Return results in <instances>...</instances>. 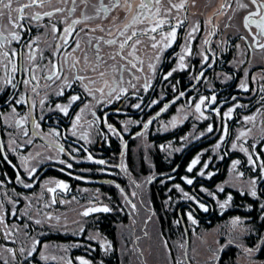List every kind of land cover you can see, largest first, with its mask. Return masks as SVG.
<instances>
[{"label":"trees","instance_id":"16d2710c","mask_svg":"<svg viewBox=\"0 0 264 264\" xmlns=\"http://www.w3.org/2000/svg\"><path fill=\"white\" fill-rule=\"evenodd\" d=\"M179 82L173 79L178 90ZM195 89L185 101L176 100L172 90L171 116L178 106L185 112L181 117L186 114L175 128L138 129L143 135L137 133L128 144L107 129L105 143L94 140L86 145L104 164L86 163L83 154H76L81 152L77 147L71 154L77 158L68 159L55 148L33 140L36 137L29 121L22 127L15 124L23 115L19 111V115L10 114L7 127L1 120L7 138L0 137V215L4 216L0 224V264L5 260L9 264H57L52 256L58 258V264H79L78 258L90 264H147L142 244L147 237L141 243L136 238L143 235L142 219L150 215L159 226L153 242L161 245L160 255L162 252L169 264H239L247 249L253 250L249 252L253 264H264V209L260 207L264 204V179H257L264 176L260 168L264 162V104L248 114L234 111L225 119L229 124L225 126L222 119L214 120L211 112L205 115L208 119H197L196 101L191 96ZM245 115L255 120L246 121ZM209 125L213 127L211 133L207 131ZM91 132L93 139H100L99 130L92 127ZM240 132L247 134L239 137ZM198 155L200 163L189 173L187 169ZM27 157L29 167H25ZM237 160L240 163L233 168ZM68 163L72 168H67ZM205 163L207 168L203 167ZM200 171L205 175L200 176ZM185 177L193 179V184H187ZM50 180L63 181L69 185L68 190L50 194L45 187ZM177 184L180 188L175 187ZM252 190L257 192L256 197L251 196ZM94 200L111 211L82 215ZM75 215L78 220L73 221ZM37 219L40 224L35 223ZM5 232L11 235L5 237ZM210 233L211 240L207 239ZM31 239L39 240L40 245L27 259L19 254L13 258L4 250L29 247Z\"/></svg>","mask_w":264,"mask_h":264},{"label":"flooded vegetation","instance_id":"af4514ba","mask_svg":"<svg viewBox=\"0 0 264 264\" xmlns=\"http://www.w3.org/2000/svg\"><path fill=\"white\" fill-rule=\"evenodd\" d=\"M105 2L109 3L110 0H105ZM143 2H147V0H143ZM181 2L185 4V7L180 10L173 9L170 14L167 12L170 7L169 0H160V3H153L150 11L144 10L147 18H145V15H141L138 22L128 30L127 35H130L132 31L137 33V36L133 37V41L140 40V43L136 45V56L139 57V60H135L133 57H129V59L136 63L138 68L141 66L140 61H143L142 72L136 69L121 71L126 61L120 60L119 57L116 58V61L108 60V54L117 51L118 46L109 47L102 44L101 55L108 63L102 65L95 73L81 71L82 75L91 76L96 81L95 84L87 80L73 82L70 78L71 87H67L60 81L55 83L45 81L39 71L36 75L37 79L40 80V86L36 92L32 91L30 84L20 83L14 89L10 85L4 86L0 82V113H4V116L0 115V137L5 136L7 138V133L5 135L2 131L1 120L6 121L5 126L7 127V118H10L9 116L12 113L9 103L11 102L16 111L28 116L32 132L38 133V135H34L36 138H33V140L49 145L53 149L55 148V152L68 159L77 158V156L71 155L75 153L74 148L77 147L82 153L76 152V154L78 156L83 154L84 161L90 164L92 161H96L97 157L85 146L91 144L94 140L105 143L107 141L108 124L117 129L120 133L121 142L126 144L137 136L138 129L144 131L143 123L153 117H156V119L153 120L148 129L159 126L168 127L171 117L172 90L177 96L180 92H184L185 95L176 100L185 101L187 96L190 95V91L196 88L194 94L191 95L195 98V104L199 102L201 96L210 98L215 95V103L206 100L205 105L202 106L204 115L211 112L212 115H215L214 120L222 119L223 122L226 121L227 117L224 114L229 108H234V111L242 114L258 111L257 105L262 106L264 104V99H262L264 91L261 90L264 88V49L249 47V44L252 43L250 37L247 41L239 38L241 35L248 36L247 29L243 26V16L246 15V12L236 10L235 15L233 14L234 9H236L235 0H171V3ZM226 2L231 4L232 7H222ZM244 2H247V0H244ZM21 3H27V0H21ZM141 3L142 0H131L132 10L127 19H125L126 8L115 9L107 19H104V13L100 12L99 18L90 19L85 23L76 25V30L71 35L80 39L82 49L86 48V40L84 39L85 32H81V28L85 31L88 28H96L98 25L106 29L111 28L112 33L110 36L99 30L91 33V35L93 37L104 36L105 39L116 38L119 32L125 28V25L130 23L134 16H137ZM94 4L97 8L99 7L98 0H87L86 4L77 0L76 12L71 16H68L65 11L63 14L57 13L51 18L42 16L39 21L25 19L21 22L23 28L16 29H13L12 25L9 24L8 13L5 12L3 20L0 21V30L4 31L5 36L12 30L21 35L19 43L12 41L5 46L6 49H16L18 53L16 62L19 70L14 74L15 80L13 83L23 81L29 75L26 69L31 62L26 56L19 55L22 49L24 52L28 51L24 48L25 43L39 37L38 42L33 44V49H38L35 53L36 63L46 64L48 59L53 58L55 46L62 43L58 37L61 35L63 28L67 27V24L60 23L61 17H67L68 24H70L74 19H83L84 15L95 16ZM16 6L14 3L13 7ZM57 7L70 8L72 5L70 0L67 4L63 0H51V3L46 2L43 7L25 9L24 14L28 17L35 12L42 14L45 11H54ZM157 9H159V15H157ZM11 15L15 19L18 14L13 11ZM229 17H232V19H229ZM159 19H170L172 24L180 26L176 29V38L170 47L162 48L161 46L153 49L150 47L153 42L150 35L153 34L142 35L141 31L150 28ZM209 20L211 23H207ZM181 21H183V24H180ZM197 23L200 25L199 30L191 33L192 27ZM52 24H56L61 32L53 34L51 32ZM213 25L216 26L215 35L211 34ZM168 30V24L166 23L163 31L167 32ZM255 31L257 30L253 26V32ZM77 33H79V36H77ZM155 35L157 41H159V34ZM123 39L124 37H120V40ZM205 40L208 41L207 44L204 43ZM261 42L264 43V40ZM131 43L132 41H129V44ZM69 44H72L71 39H69ZM187 47L191 48V55L185 54L184 49ZM71 50V47L62 49L60 55L71 53ZM130 51V47L125 48L126 55ZM41 53L45 58L43 61L40 59ZM73 55L81 58L78 67L84 69L86 66L83 62V51L76 52ZM88 55L90 61L87 67H95L93 62L95 53L89 51ZM180 55L185 56L184 63L186 67L184 70L174 72L167 80L163 79L172 68H179L180 61L178 57ZM157 56H159V60L156 59ZM204 56L208 57V61H204ZM56 59L59 62V56ZM149 64L155 66V72L149 68ZM99 71H105V76L101 77ZM201 72H203L202 76ZM2 75L3 70L0 69V76ZM121 75H123V81L120 79ZM136 77H139V79H136ZM173 79H180L181 88L179 90L175 84L173 85ZM145 83L151 85L147 90L143 88ZM241 83L248 85L249 90L245 91L240 88ZM85 84L92 90V95H89L86 91ZM132 84H135L136 87L133 88ZM60 87L65 88L63 95H57ZM113 87L116 88V92L109 96L108 92ZM99 88L104 89L103 95L96 91ZM120 88H127L128 94H121ZM118 94L121 95L120 100L115 99ZM71 95H79L81 100L72 104L68 115L65 116L58 110L57 105H67ZM140 97L143 98L142 101ZM21 98L27 102L16 104L15 100ZM154 100L159 101V103L152 104ZM41 101H43V104H41ZM136 103H141V109L133 107ZM32 104H35V107H30ZM165 105L168 106L167 111H162ZM177 108L180 109V106ZM217 108L219 109V115L214 111ZM81 109H83V112H81ZM76 115H80L81 120L77 127L73 129L72 125L75 123ZM247 116L245 115L244 118ZM33 120H35V123L32 122ZM129 121L134 123H129ZM36 123L40 125L39 128H36ZM89 124H91V127ZM224 125L228 126L229 124L224 122ZM92 127L101 132L100 139L92 138ZM125 127L128 129L127 131H124ZM82 128L85 129L80 132ZM72 131L76 132L75 136L72 135ZM54 132H59L60 135L57 136L53 134ZM83 133H87L86 138H82ZM61 145L64 148L63 152L59 151ZM89 156L92 157L91 160L88 159Z\"/></svg>","mask_w":264,"mask_h":264},{"label":"snow or ice","instance_id":"6c2138e0","mask_svg":"<svg viewBox=\"0 0 264 264\" xmlns=\"http://www.w3.org/2000/svg\"><path fill=\"white\" fill-rule=\"evenodd\" d=\"M51 3V0H27V3H21V0H0V21L3 20L4 16H5V12L8 13V22L9 24L12 25L13 29L16 28H23V24L21 23L22 21H24L25 19L29 20V21H39L42 16L43 17H53L54 15H56L57 13H61L63 14L65 11L68 13V16L73 15L76 12V8H77V0H70V3L72 5V7L70 8H60L57 7L54 9V11H45L42 14L40 12H35L34 14L29 15L28 17L25 16V9H29V8H33V7H43L45 5V3ZM63 2L65 4L69 3V0H63ZM81 3H87V0H80ZM14 3L17 5L15 8L13 7ZM153 3H160V0H147V2H143L140 4L139 6V11L137 16H134L131 20L130 23L125 25V28L119 32V35L116 38H111V39H105L104 36H96L93 37L91 35V33L96 32L97 30H99L100 32H105L107 33V35H111L112 33V29L111 28H104L102 26H97L96 28H88L87 31H85V29L81 28L80 31L81 32H85V36L84 39L86 40V48L82 49L81 46V42L80 39L76 38V37H72V33L75 32V26L79 25L81 23H85L87 20L90 19H94V18H99V14L100 12L104 13V19H107L108 16L110 15V13L112 11H114L115 9H124L126 8L127 11H125V19H127L128 14L131 12L132 10V6H131V0H110L109 3H106L105 0H98V4L99 7L97 8L96 5H93V8L96 9V14L95 16H88V15H84L83 19H74L71 21L70 24H68L67 21V17L62 16L60 19V23H64L67 24V27L63 28L62 32L61 30L56 26V24H52L51 25V32L53 34H56L58 32H61V35L58 37V39H60L62 41V43L57 44L55 46V49L53 51V58L48 59L47 63H36L37 57H36V51L38 49H33V44H36L39 40V37H37L35 40H32L31 42H27L24 44V48L28 49L27 52H24L23 49L19 52V55L21 56H26L27 59L31 62V64L29 65V67L26 69V71L28 72V78L23 80V81H17L16 83H13V81L15 80V76L14 74L19 70V66L18 63L16 62V58H17V50L16 49H6L5 46L7 44H10L12 41H16L17 43H19L21 41V35L15 31L12 30L9 32V34L7 36L4 35V31L0 30V69L3 70V75L0 76V82H2V84L4 86H8L10 85L12 88H16L17 84L23 83L25 85H31L32 86V91L36 92L37 88L40 86V80L37 79V72L39 71L41 77L45 80V81H51L53 83H55L56 81H60L63 85H66L67 87H71V84L69 83V79L71 78V80L73 82H84V81H89L92 84H95L96 81L91 77L88 76L86 74L82 75L81 71H84L85 73H87L88 71H91L93 73L97 72L102 65H106L108 63V61L104 58V56L101 55V46L103 45H107L109 47H114V46H118V50L115 51L114 53H109L108 54V60H112V61H116V58L119 57L120 60L122 61H126V64L123 65L121 71L124 70H130V69H136L137 71H143V61H140V67H137L136 63H133L132 60L129 59V57H133L135 60H139V57L136 56V45L140 43L139 39H136L133 41V37L137 36L136 31H132L130 35H127L128 30L130 28H132L139 20V17L141 15H145V11L144 10H151V5ZM236 3V9H234V15H235V11L239 10V11H244L246 12V15L243 16V26L245 29H247L248 32V36H244L241 35L239 38L241 40H245L247 41L249 39V37L251 38L252 43L249 44V47H254V48H260V49H264V43H262L261 41L264 40V0H247V2H244V0H235ZM169 5L170 7L167 9V12L170 14L171 11L173 9L176 10H180L183 9L185 7V4L183 2L181 3H171V0H169ZM222 7L224 8H229L232 7L231 4L229 3H225ZM15 11L18 15L15 19H13L11 13ZM157 15H159V9H157ZM145 18L146 15H145ZM114 20L116 19L115 17L113 18ZM229 19H232V17H229ZM168 24V28L169 30L167 32L163 31V28L165 26V24ZM207 23H211V21H207ZM180 24H183V21L180 22ZM180 25H174L171 23L170 19L169 20H165V19H159L157 20L150 28L147 29H143L141 31L142 35H148L149 33H152L153 35H150V39L151 41H153L150 45L151 48L155 49L158 47L162 48H168L171 46V43L175 40L176 38V29L177 27ZM253 26L255 27V29L257 31L253 32ZM199 23H197L194 27H192L191 29V33H195L196 31L199 30ZM30 30V29H29ZM159 30V31H158ZM216 33V26L213 25V32L211 34L215 35ZM155 34H159L160 36V40L157 41L156 39V35ZM191 35V34H190ZM77 36H79V33H77ZM120 37H124L123 40H120ZM69 39L72 40V44H69ZM129 41H132L131 44H129ZM205 44L208 43L207 40L204 41ZM74 45V46H73ZM68 47H71V53H66L65 55H60V52L62 49H67ZM126 47H130L131 51L127 53V55L125 54V48ZM83 51V62L84 65L86 66L84 69H81L80 67H78L81 63V58L74 56L73 54L76 52H80ZM92 51L95 53L94 56V63H95V67H91L88 68L87 65L89 64L90 58L88 55V52ZM184 52L186 55H191V48L187 47L184 49ZM59 56V62L57 61L56 57ZM41 61H43L45 58L43 57V54L41 53V57H40ZM157 60H159V56L156 57ZM180 63H179V68H172L169 72H167V74L163 77V79L167 80L169 77H171L173 75L174 72L178 71V70H184V68L186 67L185 63H184V59L185 56L184 55H180L178 57ZM204 61H208V57L204 56L203 57ZM130 66V68H129ZM149 68L155 72V66L152 64H149ZM99 75L101 77L105 76V71H99ZM203 75V72H201V76ZM121 81H123V75H121L120 77ZM136 79H139V77H136ZM129 83H131V81H129ZM133 88L136 87L135 84L131 85ZM86 91L88 92L89 95H92L93 92L91 89L88 88L87 84L84 85ZM151 85L149 83H145L143 85L144 90H147L148 88H150ZM240 88H242L245 91L249 90L248 85L241 83L240 84ZM262 91H264V88L261 89ZM65 91L64 87H60L59 92L57 93V95H63ZM96 91L100 92L101 95L104 94V89L103 88H99L96 89ZM114 92H116V88H110L108 95L111 96ZM120 93L123 95H127L128 94V89L127 88H120ZM185 93L184 92H180L178 94V96L176 97V99H179L180 97L184 96ZM116 100H120L121 99V95H116L115 96ZM262 99H264V97H262ZM81 100V97L79 95H71L69 97V103L67 105H57V108L60 112H62L65 116L68 115L69 113V109L71 107L72 104H74L76 101ZM140 100L142 101L143 98L140 97ZM206 100H210V103H215L216 102V96L213 95L210 98L209 97H204L201 96L199 98V102L195 104V112L199 113V116L197 117V119L200 118H204V119H208L207 116L204 115V112L202 111V106L205 105ZM27 101L23 98L21 99H16L15 103L16 104H23L26 103ZM174 102V101H173ZM10 103V107H11V111L13 114H17L16 113V108L14 106L11 105ZM159 103V101H152V104H156ZM41 104H43V101H41ZM239 106V105H238ZM30 107H35V104L30 105ZM133 107H135L136 109H141V103H136L133 105ZM167 105L164 106V108L162 109V111H167ZM214 111L217 113V115H219V109H214ZM234 111V108H229L228 111L224 114L226 117L230 118L232 116V113ZM81 112H83V109H81ZM19 115V114H17ZM93 115H95V113H93ZM159 115V114H157ZM28 116L27 115H20L19 119L15 120V124L17 126H24L27 122H28ZM156 117H153L152 119H149L147 122L143 123L142 127L147 130L149 128L150 125H152L153 120H155ZM246 121H254L255 117L254 116H247L244 118ZM81 120V116L80 115H76L75 116V123H73L72 127L73 129H75L77 127V125L79 124ZM33 123H35V120L32 121ZM129 123H134L133 121H129ZM135 123H139V122H135ZM176 120L175 118L172 121V125L175 126ZM89 126L91 127V124H89ZM40 125L38 123H36V128H39ZM108 129L109 131H111L112 133L119 135L120 133L117 131V129L111 125L108 124ZM127 127H125L124 131H127ZM207 131L209 133H211L213 131V127L211 125L208 126ZM250 131V129H249ZM53 134L59 136L60 133L59 132H54ZM224 134L227 135V129L224 130ZM247 133L246 132H240L239 133V137H243L245 136ZM24 135L27 136L28 132L25 129L24 131ZM33 135H38V133H33ZM72 135L75 136L76 132L72 131ZM138 135H143V133H138ZM201 135H203V133H201ZM87 137V133H83L82 134V138H86ZM238 137V138H239ZM28 143H31V141H28ZM2 146V145H0ZM217 147H219V145H217ZM233 148L236 147L235 144L232 145ZM13 151H15V149H13ZM59 151L63 152L64 148L63 145H61L59 147ZM176 151H180V149H176ZM241 151L244 152H248L247 148H241ZM7 157H5L6 159ZM222 158V157H221ZM26 159V158H25ZM88 159H92L91 156L88 157ZM200 156L198 155L195 159L192 160L190 166L188 167L187 171L189 173H191L193 171V169L196 167L197 164L200 163ZM249 160L251 161V163L253 165L256 164L255 160H252L251 155H249ZM98 164H104L105 161L104 160H97L95 161ZM9 163H11L9 161ZM60 163H65L64 160H61ZM240 163L239 160L234 161L233 162V168L236 167V165H238ZM72 164L68 163L67 164V168H72ZM13 167H15V165H13ZM123 167V166H121ZM204 168L208 167V164L205 163L203 165ZM260 168L264 169V162H261L260 164ZM33 172L35 171L34 169L32 170ZM32 173L30 172L29 175H31ZM200 176H204L205 173L203 171L199 172ZM242 175V173H241ZM151 177H149V181L151 182ZM171 179V177H170ZM186 183L191 185L193 184V179H189L187 177L184 178ZM257 179H264V176H258ZM56 183V187H52V188H48V191L50 193H55L57 188L63 189V190H67L69 185L64 183L63 181H58L55 182ZM251 183L253 185H255L256 181L253 180L251 181ZM32 184H24V187L30 188L32 187ZM117 187H119V185H117ZM136 187H140V185H136ZM176 188H180V185H176ZM221 191H223V189H220ZM121 191H123V189H121ZM181 191H183L181 189ZM251 196L256 197L257 196V192L255 190L251 191ZM132 196H135L136 193L133 192L131 194ZM184 195L188 198V199H193V197L189 196L188 193H184ZM232 198L231 196L228 197V201H230ZM53 203H55V198L53 197ZM227 203V202H226ZM132 207L135 208L136 205L132 204ZM200 207L202 209H204L205 211H207V208L205 207L204 204H200ZM221 208L225 207V204H221L220 205ZM260 207L262 209H264V204L260 205ZM111 211L110 208L108 207H94L92 209L86 210L83 215L88 216L90 214V212H104L107 213ZM13 215H15V213H12ZM189 219L192 220L193 224H196L197 221L195 219L192 218L191 214H189ZM4 223V216L0 215V224ZM36 224H40L41 221L40 220H36L35 221ZM177 223H179V221H177ZM5 237H8L11 235L10 232L5 233L4 234ZM25 235H27V233H25ZM15 241L13 240V243ZM40 245V241L37 239H31V244L29 247H19L18 249L16 248H4V250L6 252H8L13 258H15L18 254L22 257H24L25 259H27L28 257H31L33 255V253L36 252L37 250V246ZM2 247V246H0ZM44 248H47V245H43ZM107 250V249H106ZM248 252H252V249H247ZM44 260H49L48 256L42 255L41 257ZM60 260H63V257L59 258ZM79 259V264H90V262L86 259L83 258H78ZM51 260L54 262H57L58 264V258L56 256H52ZM3 264H9L8 261H4ZM21 264H23V262L21 261ZM70 264V262H69Z\"/></svg>","mask_w":264,"mask_h":264},{"label":"rangeland","instance_id":"374dc122","mask_svg":"<svg viewBox=\"0 0 264 264\" xmlns=\"http://www.w3.org/2000/svg\"><path fill=\"white\" fill-rule=\"evenodd\" d=\"M184 113L185 112L183 109L182 110L179 109L175 114H173L170 117L169 122H168L169 128L173 129L176 126H178L186 118V114L184 115L185 118L181 117V115ZM174 118L176 120L175 126L172 125V121ZM26 159L27 160H26L25 167H29L30 166L29 165L30 158L27 157ZM233 180H236V179H233ZM55 182H58V181L50 180V181L46 182V184H45L46 189L48 190V188L56 187ZM67 190L57 188L55 194H57L58 191L59 192H61V191L65 192ZM50 194L54 195V193H50ZM105 206L106 205H102V203L94 200L93 203H90V205L82 212V215L86 210L92 209L94 207H105ZM106 207H108V206H106ZM92 213H95V212H90V214H92ZM74 220H78V216H76V215L73 216V221ZM142 220L144 221L143 222V235L140 237H137L136 240L138 243L139 242L141 243V240H143L144 237H147L146 239L148 241H142V244H144V248H146V256L144 257L145 258L144 260H146L147 264H169V260L165 256L162 255V252L160 255L161 245L159 243L153 242V239L156 238L158 235V231H159L158 222L156 221L155 218H153L152 215L147 216V217H145V219L143 218ZM5 233H7V232H5ZM211 237H212L211 233L207 235V239L211 240ZM211 254H213V252H211ZM211 254H210V256H211ZM244 254L246 256L242 257L239 260V264H253V261L249 257V255L251 253L246 251ZM212 256H215V254H213Z\"/></svg>","mask_w":264,"mask_h":264}]
</instances>
